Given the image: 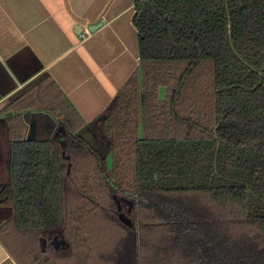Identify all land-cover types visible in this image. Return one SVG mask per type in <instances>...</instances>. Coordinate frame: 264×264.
<instances>
[{"label": "trees", "instance_id": "obj_1", "mask_svg": "<svg viewBox=\"0 0 264 264\" xmlns=\"http://www.w3.org/2000/svg\"><path fill=\"white\" fill-rule=\"evenodd\" d=\"M134 3L140 68L104 153L61 94L39 98L48 141L25 140L33 93L6 110L12 234L34 264H264V0Z\"/></svg>", "mask_w": 264, "mask_h": 264}, {"label": "crops", "instance_id": "obj_2", "mask_svg": "<svg viewBox=\"0 0 264 264\" xmlns=\"http://www.w3.org/2000/svg\"><path fill=\"white\" fill-rule=\"evenodd\" d=\"M134 15V0H0V186L11 182L6 110L28 94L37 102L25 140L55 135L57 118L37 109L61 94L88 126L82 136L107 148L102 116L140 68ZM13 213L0 203V225ZM0 264H19L1 241Z\"/></svg>", "mask_w": 264, "mask_h": 264}, {"label": "rangeland", "instance_id": "obj_3", "mask_svg": "<svg viewBox=\"0 0 264 264\" xmlns=\"http://www.w3.org/2000/svg\"><path fill=\"white\" fill-rule=\"evenodd\" d=\"M57 96H58V94H57ZM58 98H60V96H58ZM55 106H57V104ZM97 143L98 142H95L94 146L101 153H103L105 151V149L102 148V146L97 144ZM113 158H114L113 155L109 156L107 158V161H106L107 163L106 164L108 165L109 169H112ZM6 167L8 168L9 166H6ZM12 205H13L12 202H7L5 204V206L11 207V208L13 207ZM10 220H11V218L9 220H7V222L4 223V225H0V237H1V240L8 245V248L12 251L11 253L13 254V256L15 257V259L17 260V262L19 264H34L33 260H32V257L29 254L30 250L27 247L24 248L23 246L25 244L23 243L21 245L22 242H20V240L18 238H15V235H13V234H15L14 231H13V227L8 224V222ZM19 244H20V246H19ZM57 245H58V243H57Z\"/></svg>", "mask_w": 264, "mask_h": 264}, {"label": "water", "instance_id": "obj_4", "mask_svg": "<svg viewBox=\"0 0 264 264\" xmlns=\"http://www.w3.org/2000/svg\"><path fill=\"white\" fill-rule=\"evenodd\" d=\"M101 26H102V24L99 23V24H96L94 26H91L88 30H89V32H94V31L98 30ZM79 34H82V30L80 31ZM5 122H6V120H5ZM7 130H8V128H7ZM8 137H9V135H8Z\"/></svg>", "mask_w": 264, "mask_h": 264}, {"label": "flooded vegetation", "instance_id": "obj_5", "mask_svg": "<svg viewBox=\"0 0 264 264\" xmlns=\"http://www.w3.org/2000/svg\"><path fill=\"white\" fill-rule=\"evenodd\" d=\"M57 125H58V127H57V130H56V132H55V135L58 133V131H59V129H61V125H60V122H59V120L57 119ZM91 146L95 149V150H97L98 152H100L98 149H96V147L94 146V145H92L91 144ZM106 150V149H105ZM105 152V151H104ZM103 152V153H104ZM11 167V166H10ZM8 185V184H7ZM7 185H4V186H7ZM4 186H0V187H4ZM57 246V245H56Z\"/></svg>", "mask_w": 264, "mask_h": 264}]
</instances>
